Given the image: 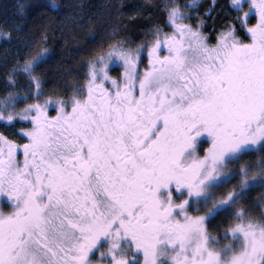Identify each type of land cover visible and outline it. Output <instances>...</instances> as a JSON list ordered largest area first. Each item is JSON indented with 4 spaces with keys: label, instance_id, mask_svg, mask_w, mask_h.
<instances>
[{
    "label": "snow or ice",
    "instance_id": "snow-or-ice-1",
    "mask_svg": "<svg viewBox=\"0 0 264 264\" xmlns=\"http://www.w3.org/2000/svg\"><path fill=\"white\" fill-rule=\"evenodd\" d=\"M231 6L248 42L229 27L213 44L179 5H165L171 32L157 28L135 50L109 45L68 99L40 101L33 73L44 51L17 61L8 83L26 77L22 100L32 102L15 111L21 98L9 93L0 124L30 127L10 132L23 144L0 133V197L10 206L0 209V264H264V220L235 207L264 194V0ZM233 181L240 191L210 198ZM217 216L235 220L219 238L206 227Z\"/></svg>",
    "mask_w": 264,
    "mask_h": 264
},
{
    "label": "trees",
    "instance_id": "trees-1",
    "mask_svg": "<svg viewBox=\"0 0 264 264\" xmlns=\"http://www.w3.org/2000/svg\"><path fill=\"white\" fill-rule=\"evenodd\" d=\"M173 3L198 18L211 43L230 25L243 35L230 0H0V100L9 93L21 98L15 111L32 102L22 100L29 89L27 78L16 74L17 83L10 86L8 77L17 61L23 65L38 51L47 56L33 73L42 82L40 101L46 96L70 98L84 83L88 62L109 45L131 49L146 45L157 28L165 31L164 7ZM116 70L112 67L110 72ZM9 131L0 124V133ZM255 158L245 156L251 162Z\"/></svg>",
    "mask_w": 264,
    "mask_h": 264
},
{
    "label": "rangeland",
    "instance_id": "rangeland-1",
    "mask_svg": "<svg viewBox=\"0 0 264 264\" xmlns=\"http://www.w3.org/2000/svg\"><path fill=\"white\" fill-rule=\"evenodd\" d=\"M230 5H231V0H230ZM231 8L234 10V8H233L232 6H231ZM194 9H195V8H190V11H191V10L194 11ZM187 10H189V9H187ZM181 11H182V12L185 14V16L187 17V18L184 20L185 23L191 24L193 27L197 26L198 23L200 24L198 18H192V15H191L188 11H186V12H184V10H181ZM192 11H191V12H192ZM234 11H235V10H234ZM235 13H236V17H235V18H237L238 15H242V13H237L236 11H235ZM236 21H237V19H236ZM250 22H251V23H254V19L250 18ZM238 25H239V24H238ZM200 26H201V24H200ZM167 27H168V28H167L165 31H163V32H165V33H167V32H171V28H170L169 26H167ZM229 27H232V26L230 25ZM239 29H240V28H239ZM240 30H242V34H243V35H237V34H236V35H237L240 39H242L244 42H248V40H249L248 34L246 33L245 30H243V29H240ZM153 39H154V36H153V38H152L147 44L151 43V41H152ZM215 42H216V41H214L213 44H214ZM147 44H146V45H147ZM137 47H140V46H136V47L131 48V49L135 50ZM144 55L146 56V49L144 50ZM146 65H147V59L145 58V59L143 60V62L139 65L140 70L143 71ZM112 67L117 68V70H116L117 73H111V72H110V70H111ZM122 71H123V69H122V67L120 66V62H119V61L113 60L112 62H110V64H109V74H110L111 76L116 77V78H119V76L121 75ZM23 108H24V107H23ZM19 110H20V109H19ZM49 114H50V115H55L54 110H52V109L50 108V109H49ZM24 124H25V125L16 124L15 128H14V129H11V131H9V132L7 133L8 135H6V134H5V135L8 136V138H9L10 140H11V139H15V141H16L17 144H23V143H25L26 140H24V139H20L18 135H17L16 137H13V136L10 134V132H15V131H18V133H19V129H20L21 127H30V125H28V124H26V123H24ZM205 135H206V134H205ZM206 139H207L206 137H203V136H202V137L200 138L199 143H198V147L200 146V148H202V149L207 148L209 145H208ZM251 150H252L253 152L256 151L255 148H253V149H251ZM197 154H198L199 156H203V155H204V152L201 153V151L198 150V151H197ZM17 158H18V159H22V155L18 154V157H17ZM255 159H257V158H255ZM244 162H251V161H250V160H247V159L244 158ZM230 167H231V166H230ZM235 186H237L236 181H233L232 184H229V185H227V186L224 187V188L218 189L217 191H215L216 198H220V197H222V196L224 195V193H226L227 191L233 189ZM213 193H214V192H213ZM257 193H258V191H254V192L248 193V198H247L246 200L243 201L242 209L247 213L248 217H250V218H252V219H254V220H264V215H262V213H264V208L261 207V205H260V203H259V200L256 199V197H257ZM181 198H182V197H178V198H177V202H179V199H181ZM0 209H3L4 211H9V210H10L9 202H8V200H7L6 197H0ZM254 212H256V214H255ZM198 214L203 215V214H204L203 210H202L200 213H198ZM233 223H235L234 218H228V217H224V218H222V217L217 216L216 218L213 219V218L210 217V218L208 219V221L206 222V227H207V229H208V231L210 232L211 235L216 236V237L219 238V237L222 235L224 228L228 227L230 224H233ZM222 241L227 242V240H222ZM92 253H93V254L90 255V258H91L92 260H96L98 254H97L96 252H92ZM163 264H170V262L167 261V260H165V261L163 262Z\"/></svg>",
    "mask_w": 264,
    "mask_h": 264
},
{
    "label": "clouds",
    "instance_id": "clouds-1",
    "mask_svg": "<svg viewBox=\"0 0 264 264\" xmlns=\"http://www.w3.org/2000/svg\"><path fill=\"white\" fill-rule=\"evenodd\" d=\"M234 188H236L237 191H240V189H239L238 186H235ZM209 195H210V198H213V199L216 198L215 192H214V193L212 192V193H210ZM256 199H258L259 201L264 200V194L257 193V197H256ZM260 205H261L262 208H264V203H260ZM242 206H243V201L240 202V203H237V204L235 205V207L238 208V209H242ZM212 236H213V235H212ZM214 237H215V236H214ZM228 244H229V241L224 242V241H222V240H219V242H218V247L221 248V249H223V248L225 247V245H228ZM224 264H229V260H228V259H225Z\"/></svg>",
    "mask_w": 264,
    "mask_h": 264
},
{
    "label": "flooded vegetation",
    "instance_id": "flooded-vegetation-1",
    "mask_svg": "<svg viewBox=\"0 0 264 264\" xmlns=\"http://www.w3.org/2000/svg\"><path fill=\"white\" fill-rule=\"evenodd\" d=\"M207 149V148H206ZM206 149H202L200 148V146L198 147V150L201 151V152H205ZM93 253H90V255H92Z\"/></svg>",
    "mask_w": 264,
    "mask_h": 264
}]
</instances>
